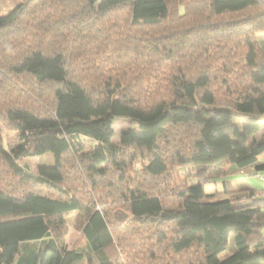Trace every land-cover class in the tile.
Listing matches in <instances>:
<instances>
[{"label":"trees","instance_id":"trees-1","mask_svg":"<svg viewBox=\"0 0 264 264\" xmlns=\"http://www.w3.org/2000/svg\"><path fill=\"white\" fill-rule=\"evenodd\" d=\"M182 1L206 5L195 30L164 26L140 43L131 38L135 32L127 36L107 23L123 12L125 29L153 30ZM254 9L261 12L224 24L211 19ZM228 26L247 29L218 35ZM259 33L264 0H20L0 16V72L20 86L24 78L35 85L30 103L20 104L0 85V121L17 136L9 150L0 142V165L24 185L16 190L0 178V264H120V247L127 264H264V198L247 185L220 181L251 166L264 170L256 165L264 153ZM204 36L207 43L191 58L197 61L185 65L179 47ZM120 119L133 125L114 146L113 122ZM133 153L154 180L168 174L169 164L199 167L196 183L177 190L171 207L120 174L128 185L127 216L117 219L63 187L66 154L96 186L95 177L124 172ZM45 154L54 165L37 175L19 164ZM219 163L227 168L223 175L207 171ZM219 182V189H204ZM219 195L228 197V207L202 215L201 202ZM73 213L85 219V250L58 239L63 217ZM119 227L132 229L123 244H116Z\"/></svg>","mask_w":264,"mask_h":264},{"label":"rangeland","instance_id":"rangeland-1","mask_svg":"<svg viewBox=\"0 0 264 264\" xmlns=\"http://www.w3.org/2000/svg\"><path fill=\"white\" fill-rule=\"evenodd\" d=\"M19 2L20 0H0V16L7 14L16 5H18ZM258 10L259 9H254L240 14H232V15L226 14L219 17L213 16L211 19L213 22L224 24L227 21L230 22L232 20H237L246 17L247 15L255 16L256 14L261 12V11L258 12ZM176 15L177 16L180 15L181 17L177 19ZM206 15H207V9L204 2L182 1L170 5L169 20H167L166 24H163L162 26L153 30L149 29L147 31L144 29H140V30L125 29V25H124L125 14L123 12L120 14L115 13L112 16L113 18H110V20L107 23H109L110 25L115 24L116 26L121 27L123 30L126 31L125 34H127V36H129L128 32L129 33L135 32L138 35L130 34L131 38L134 39L135 41H139L140 43H143L142 38L144 36L148 34L159 36L161 35L162 32H164L165 27L170 29L180 30L181 32L183 30L185 31L191 26H194L192 29L195 30L196 28L195 25L199 24L200 22H203L206 18ZM226 28L227 30H224ZM218 29L221 30L220 33H218V35L221 34V36L228 37L231 34H235V32L238 30H243L247 28L243 27V29H239L238 26H228ZM206 37L209 38V35H206ZM206 37L204 36L196 41L194 40L192 45H188L187 47L185 46L179 47V50L184 52L181 53L182 56L180 57H182L181 61H185V65H190L191 63L197 61L198 57H196V60L191 58L193 55L198 56L200 54L201 50L204 48L205 44L208 41V39L206 40ZM256 38L258 39L260 44L263 45L264 33H261L260 35H256ZM213 41H216L215 37L211 39V42ZM186 56H189V59H186ZM204 65L205 64H201V66L196 65L194 74L197 73V70L202 69ZM212 66L213 65H211L210 67ZM211 70H213V68ZM22 81L23 82L21 83L20 86L18 85V82L15 81V78L12 77L10 74H8L6 70H2L0 72L1 90L12 93V96L14 98L13 100L18 101L19 104L21 103L22 99L23 102L30 103V100H32L31 98H33L32 95L30 94V91L33 92L35 91V85H33L26 78H24V80ZM6 103L7 102L4 101L2 105H5ZM132 125L133 124L129 120H125V119L115 120L113 122L114 136L112 139V145L117 146L119 144L120 133ZM0 142L5 150H9L13 145L17 143V136L14 133V131H12L10 127H7L2 121H0ZM129 155L130 154H128V156L125 157V164H127L128 167L124 172L119 173V171L117 170L114 171L111 170L107 173V176L104 178L95 177L94 180H96L97 185L94 186L92 185L93 183H90V179L88 177L85 178L86 176L85 173H83L81 170H78L76 168L73 158L66 154L62 160L63 172L66 182V184L63 185V187L69 189L70 192L72 193L74 192V194L77 195V197H79L84 202L92 201L93 204L97 207V209L107 212L112 219H114L115 217L117 219L118 217L121 216H127V210L123 198L125 196L124 193L127 192L126 188H128V185L121 183L119 176L120 174H122L124 178L130 175L131 177L130 181L132 180L138 181L139 185L142 186L143 189L150 190L153 193L158 194L159 196L164 198V201H166L167 206L173 205L175 203L176 201L175 194L177 190L184 188L185 186L193 185L194 183H196V174L199 167L193 165H177L175 163L169 164L168 174L165 177H163V179L154 180L153 178H149L142 173V166L144 164L143 158L140 157L138 154L133 153L131 154L133 156H131V158L129 159L130 157ZM19 164L23 166V168L26 169L29 173L33 175H37L38 169L40 167H52L54 165V161L51 154H45L39 157L25 158L22 161H20ZM256 165H264V153L258 157ZM254 168L255 166H252V168L249 167L242 174H238L234 176H226L220 181H225V182L229 181L232 183L243 182L247 186L255 190L258 196L264 198V181L260 180L258 177L250 173V172H258L255 171ZM206 169L209 172L215 171L216 173L221 175H223L227 170L224 163L207 166ZM247 170L248 171L250 170V172H248ZM261 173L262 172H260V174ZM0 178H4L6 181H9V183L7 184L8 187L14 186L16 190L17 189L22 190V188H24V185L20 183L15 176L7 172L6 169H4L1 165H0ZM220 185L221 182L217 183L216 185L205 184L204 189L206 190V192L210 193L216 188L219 189ZM27 190L29 189L27 188ZM41 191L43 193L46 192L45 190H41ZM228 200H229L228 197L224 195H219L211 199L203 200L200 204L201 214L205 215L210 211L227 208ZM171 207H174V205ZM63 219L65 223L58 231L59 241L63 245H65L68 249L78 247L80 249L85 250V241L82 239V235H81V229L85 221L84 217L82 215H76V213H73V214L65 215ZM120 225L121 227L123 226V224ZM131 230H132L131 227H127L125 229L121 228L120 233L118 234L119 236L122 237L117 238L116 244L118 242H121L123 244L124 237L126 238V241H129L131 238L128 239V237L131 234L130 233ZM260 233L264 237V230H262ZM143 249H145V247ZM119 250H120V260H119L120 264H127L122 258L123 252L121 247ZM81 264H86V263L82 262Z\"/></svg>","mask_w":264,"mask_h":264},{"label":"built area","instance_id":"built-area-1","mask_svg":"<svg viewBox=\"0 0 264 264\" xmlns=\"http://www.w3.org/2000/svg\"><path fill=\"white\" fill-rule=\"evenodd\" d=\"M260 172H262V173L260 174ZM251 174L256 176V177H258L260 180L264 181V170L263 171H258V172H253Z\"/></svg>","mask_w":264,"mask_h":264},{"label":"crops","instance_id":"crops-1","mask_svg":"<svg viewBox=\"0 0 264 264\" xmlns=\"http://www.w3.org/2000/svg\"><path fill=\"white\" fill-rule=\"evenodd\" d=\"M251 168H252V166H251ZM246 171V170H245ZM248 171V170H247ZM248 172H250V170L248 171ZM250 173H253V172H250ZM234 184H236V185H246L245 183H243V182H233Z\"/></svg>","mask_w":264,"mask_h":264}]
</instances>
